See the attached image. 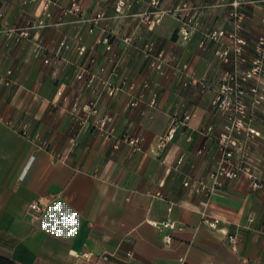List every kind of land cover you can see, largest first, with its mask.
<instances>
[{
    "label": "crops",
    "instance_id": "crops-1",
    "mask_svg": "<svg viewBox=\"0 0 264 264\" xmlns=\"http://www.w3.org/2000/svg\"><path fill=\"white\" fill-rule=\"evenodd\" d=\"M76 1L80 10L75 0H0V254L22 264H93L75 254L83 250L116 251L97 264H264V185L242 175L207 195L184 184L212 182L227 122L213 101L226 73L252 65L264 1ZM234 31L246 41L241 53ZM83 69L101 78L89 84L77 77ZM132 86L142 94L136 106ZM251 100L249 123L261 134L247 141L249 159L264 181V104L253 109ZM92 102L112 116L110 138L92 119L79 122ZM185 111L191 119L160 146ZM39 199L50 202L34 223L27 210ZM207 214L220 218L216 227ZM168 219L177 227H160ZM228 232L238 234L236 251Z\"/></svg>",
    "mask_w": 264,
    "mask_h": 264
},
{
    "label": "built area",
    "instance_id": "built-area-1",
    "mask_svg": "<svg viewBox=\"0 0 264 264\" xmlns=\"http://www.w3.org/2000/svg\"><path fill=\"white\" fill-rule=\"evenodd\" d=\"M219 1L220 0H212ZM264 1V0H256ZM160 0H152L153 4H158ZM124 2L122 1L123 4ZM240 3V0H234L232 4L237 6ZM219 5V4H217ZM75 10H80V4L75 0L73 4ZM4 17V9L0 3V20ZM192 18H189L184 22V25L180 27L179 33L183 39H188L191 35V29L189 24L191 23ZM239 26V25H238ZM226 32L220 30L213 35H225ZM231 38L235 40V51L241 53L243 46L246 44V41L238 37L236 32H231L228 34ZM108 43L107 48H111V44L108 39H105ZM201 44H204V40L201 41ZM256 56L252 61V65L247 69L243 75H234L226 73L222 84L220 85L219 91L216 94L214 99V106L216 109L226 113L227 122L224 127V130L218 134V143L221 150V155L216 163L215 170L210 174L212 182L208 183L203 178H187L184 181V184L194 192H203L207 195H210L214 192H217L224 185L226 179H237L242 175H246L251 182V185L254 188H260L264 185V181L256 174L255 168L249 159V145L248 140L253 136H259L261 133L258 129L252 126L249 123V116L251 113L250 103L247 101V96L249 93L252 94L251 105L252 108L264 104V20L262 29L258 35L257 42L255 44ZM228 51H224L223 54H227ZM49 61V59H46ZM150 65L158 70L162 69V61L160 57H155L151 60ZM100 72L106 73L107 67L105 65L100 67ZM111 75H116L117 70L113 69L110 73ZM77 77L80 79L87 78V82L92 84L99 77L98 73H94L83 69L77 73ZM247 80H253L256 84L250 88L246 89L243 82ZM105 83H109L108 80H104ZM147 85V83H145ZM110 94L115 93L113 87L108 88ZM134 86L130 91L131 98L128 102L130 106H136L141 100L142 94L136 95L133 91ZM156 99L151 101L154 104ZM86 115L84 117L78 116L79 122L83 125L85 122H88L90 119L93 121V125L104 135L105 138H110L113 135L114 126L112 125V116L109 114L99 113L96 103L92 102L87 105L85 108ZM192 117V113L185 111L182 114V117L174 115L169 123L168 129L159 136L160 146H165L168 142L172 141L178 128L181 124H186ZM212 126H207L206 130H212ZM244 138V139H243ZM125 140L133 145L134 150H140V138L132 137L125 135ZM117 146V144L115 145ZM50 201L43 202L41 199L34 200L30 203L27 213L30 216L32 222L36 223L41 219L46 208ZM219 217H213L206 215L204 222L212 227H216L219 223ZM162 228L174 229L177 227L176 223L171 220H166L160 224ZM227 241L232 250L238 249V234L237 232H228ZM163 242L166 246H169L172 242V236L167 232L163 236ZM75 254L86 261L97 264L100 261L109 260L112 257L117 255L116 251H103L101 253H94L93 251L83 250ZM127 256L131 258L133 252H127Z\"/></svg>",
    "mask_w": 264,
    "mask_h": 264
},
{
    "label": "trees",
    "instance_id": "trees-1",
    "mask_svg": "<svg viewBox=\"0 0 264 264\" xmlns=\"http://www.w3.org/2000/svg\"><path fill=\"white\" fill-rule=\"evenodd\" d=\"M0 264H22V263L11 257L0 254Z\"/></svg>",
    "mask_w": 264,
    "mask_h": 264
},
{
    "label": "rangeland",
    "instance_id": "rangeland-1",
    "mask_svg": "<svg viewBox=\"0 0 264 264\" xmlns=\"http://www.w3.org/2000/svg\"><path fill=\"white\" fill-rule=\"evenodd\" d=\"M45 61H46V59H45ZM47 62V61H46Z\"/></svg>",
    "mask_w": 264,
    "mask_h": 264
}]
</instances>
